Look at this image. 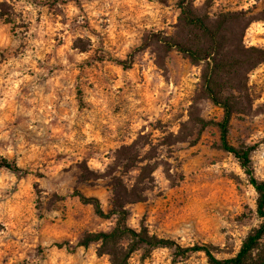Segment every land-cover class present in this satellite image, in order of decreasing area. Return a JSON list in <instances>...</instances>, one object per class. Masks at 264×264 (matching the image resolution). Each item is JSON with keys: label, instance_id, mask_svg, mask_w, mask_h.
<instances>
[{"label": "rangeland", "instance_id": "374dc122", "mask_svg": "<svg viewBox=\"0 0 264 264\" xmlns=\"http://www.w3.org/2000/svg\"><path fill=\"white\" fill-rule=\"evenodd\" d=\"M263 5L209 0L208 12ZM177 15L176 0H0V264H109L97 242L77 241L115 218L98 217L73 191L96 196L106 211L112 175L148 185L126 204L127 225L181 246L207 244L230 257L262 221L216 125L191 126L196 116L222 117L200 90V66L175 49L158 63L152 47L134 51L126 68L112 59H125L144 33H172ZM243 40L264 47V21H252ZM248 84L252 113L232 117L228 139L256 143L250 156L264 179V62ZM132 144V165L115 163L116 150ZM128 262L209 264L202 251L177 256L162 246L135 250Z\"/></svg>", "mask_w": 264, "mask_h": 264}, {"label": "trees", "instance_id": "16d2710c", "mask_svg": "<svg viewBox=\"0 0 264 264\" xmlns=\"http://www.w3.org/2000/svg\"><path fill=\"white\" fill-rule=\"evenodd\" d=\"M176 6L178 15L172 33H166L164 30L144 33L140 44L129 52L125 59H112L126 68L131 65L134 51L152 47L158 63L162 62L166 52L175 49L191 63L200 66V90L222 109V117L218 121H210L196 116L190 120L191 126L197 129L198 133L209 123L216 125L220 147L235 157L256 192L255 211L262 221L247 233L239 249L230 257L216 256L207 244L181 246L172 239L150 234L144 225L139 229L127 225L126 204L140 200L148 185L139 184L140 177L134 184H126L112 175L109 185L110 206L106 211L96 196H86L79 190L73 191L82 203L92 206L98 217L115 218L114 225L109 230L85 232L77 244L87 246L91 242H97V253L106 254L109 264H129L130 254L135 250L148 252L159 246L172 248L177 256L202 251L209 264H264V179L255 176L250 156L256 143L233 144L228 139L232 117L252 113L248 74L264 62V47L245 44L243 36L252 21H264V5L256 12L251 8L226 9L212 15L208 12L209 0H205L200 6L195 5L194 0H176ZM133 145L117 149L115 163H122L125 167L132 165L130 161L134 156L128 152L132 150ZM2 161L3 165L12 171H25L15 163L5 159ZM83 170L88 172L86 166ZM146 181L150 182L151 178Z\"/></svg>", "mask_w": 264, "mask_h": 264}]
</instances>
